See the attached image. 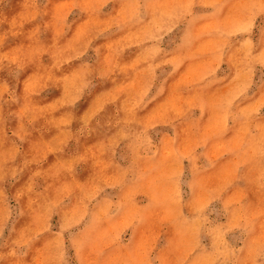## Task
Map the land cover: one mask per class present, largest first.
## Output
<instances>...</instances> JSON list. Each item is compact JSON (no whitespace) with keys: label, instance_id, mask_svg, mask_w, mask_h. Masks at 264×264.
Listing matches in <instances>:
<instances>
[{"label":"rangeland","instance_id":"rangeland-1","mask_svg":"<svg viewBox=\"0 0 264 264\" xmlns=\"http://www.w3.org/2000/svg\"><path fill=\"white\" fill-rule=\"evenodd\" d=\"M0 264H264V0H0Z\"/></svg>","mask_w":264,"mask_h":264},{"label":"bare ground","instance_id":"bare-ground-1","mask_svg":"<svg viewBox=\"0 0 264 264\" xmlns=\"http://www.w3.org/2000/svg\"><path fill=\"white\" fill-rule=\"evenodd\" d=\"M231 103V102H230Z\"/></svg>","mask_w":264,"mask_h":264}]
</instances>
